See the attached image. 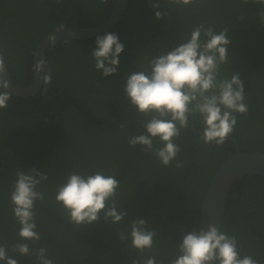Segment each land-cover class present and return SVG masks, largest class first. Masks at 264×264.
<instances>
[{"label":"trees","instance_id":"obj_1","mask_svg":"<svg viewBox=\"0 0 264 264\" xmlns=\"http://www.w3.org/2000/svg\"><path fill=\"white\" fill-rule=\"evenodd\" d=\"M115 0H0V53L11 81L28 86L33 75V51L48 34L59 29L96 26L106 20ZM158 3L159 7H152ZM166 11L157 19L155 13ZM264 4L242 0H196L177 5L168 0H127L119 19L105 33H115L124 45L120 65L105 77L95 69L92 52L96 37L51 44L44 55V77L30 97L11 94L0 109V245L18 264H38L34 254L13 251L17 243L43 247L53 264H171L183 234L197 230L204 191L218 167L235 153H264ZM218 33L229 29L228 62L221 76L239 73L244 83L246 114H236L233 134L222 146L205 144L204 124L193 117L174 142L180 152L164 166L131 137L146 134L150 116L139 114L124 94L128 75L147 70L149 61L190 39L198 25ZM61 25L63 27L61 28ZM203 38V37H202ZM193 127V129H192ZM158 139L154 148L162 147ZM179 161L181 167H176ZM33 168L47 174L37 186L44 194L35 202L40 240L24 241L12 212L10 193L17 171ZM102 172L119 181L115 202L126 212L119 223L106 220L103 211L92 224L75 225L57 203L58 187L72 172ZM144 219L154 230L153 247L143 253L132 246L131 222ZM222 231L235 236L241 257L264 264V177L235 181L225 202Z\"/></svg>","mask_w":264,"mask_h":264},{"label":"clouds","instance_id":"obj_2","mask_svg":"<svg viewBox=\"0 0 264 264\" xmlns=\"http://www.w3.org/2000/svg\"><path fill=\"white\" fill-rule=\"evenodd\" d=\"M102 2L107 3V0ZM168 2L190 5L196 0ZM242 2L264 4V0ZM152 7L158 8L159 4L153 3ZM167 15L166 11L155 13L157 19ZM261 19L264 20V13H261ZM228 31L225 28L217 33L212 26L205 28L203 24L198 25L191 31L190 39L152 58L147 70L127 76L124 94L139 114L151 117L143 125L146 134L131 137V146L141 145L143 151L153 154L164 166H168L180 152V146L174 141L180 137L182 129L189 127L190 120L197 116L204 124L201 136L204 143L225 144L235 130L236 114L248 112L244 83L239 73L231 78L221 76V65L228 62ZM96 46L92 52L95 69L105 77L114 75L119 68V56L124 51V45L115 33H105L96 37ZM5 75L3 58L0 57V109L6 108L11 99ZM44 80L50 83L51 75H46ZM156 139L162 147L154 148ZM181 166L177 161L176 167ZM47 179L46 173L35 168L16 173L10 200L14 217L20 225L18 235L24 241L40 240L34 209L37 200L45 199L37 186ZM118 188L119 181L113 175L102 172L81 175L74 171L69 174L66 183L58 187L55 199L75 225L98 221L101 211L106 220L115 224L126 216V212L118 210L115 202ZM130 228V234L119 233L121 241L128 240L130 235L132 246L141 253L153 247L156 233L148 229L144 219L133 220ZM13 251L20 255L34 254L38 264H53L43 247L30 249L28 243H17ZM240 251L235 236H229L215 224H209L206 230L200 227L198 231L183 234L178 255L171 264H258L249 255L241 257ZM0 260H5L7 264H18L7 254L5 245H0ZM133 264L138 262L133 261ZM145 264L156 262L149 257Z\"/></svg>","mask_w":264,"mask_h":264},{"label":"water","instance_id":"obj_3","mask_svg":"<svg viewBox=\"0 0 264 264\" xmlns=\"http://www.w3.org/2000/svg\"><path fill=\"white\" fill-rule=\"evenodd\" d=\"M126 4L127 0H115L106 20L96 26L59 29L46 35L33 51V75L28 86H16L11 81L3 60L6 73L5 78L9 82L8 91L16 97H30L37 93L41 88L46 69L44 55L47 48L55 42L93 38L104 33L119 21ZM0 57H2L1 54ZM232 142L235 145V153L218 167L204 191L197 231L200 227L206 230L209 224H215L218 229L221 228L228 191L235 181L247 176L264 177V153H242L238 150L234 139H232ZM0 264H7V262L0 260Z\"/></svg>","mask_w":264,"mask_h":264}]
</instances>
